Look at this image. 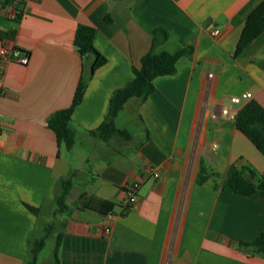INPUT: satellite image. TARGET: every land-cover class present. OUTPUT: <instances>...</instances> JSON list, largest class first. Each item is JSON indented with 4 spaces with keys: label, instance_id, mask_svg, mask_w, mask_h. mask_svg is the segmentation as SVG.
I'll list each match as a JSON object with an SVG mask.
<instances>
[{
    "label": "crops",
    "instance_id": "obj_1",
    "mask_svg": "<svg viewBox=\"0 0 264 264\" xmlns=\"http://www.w3.org/2000/svg\"><path fill=\"white\" fill-rule=\"evenodd\" d=\"M263 1L31 0L20 21L0 1V50L16 48L30 60L8 63L0 75V264L30 263L41 216L55 215L61 181L70 176V210L54 218L62 222L60 264H264L238 244L264 232V197L228 188L235 168L264 175L263 154L235 124L250 101L264 108V33L234 56ZM79 25L95 28V46L107 59L93 75L94 58L86 70L74 48ZM157 29L167 37L157 54H193L179 60L175 75L154 81L148 100L132 99L121 112L139 121L138 135L104 142L91 132L105 121L113 94L134 78ZM83 73L87 88L70 123L76 143L67 151L47 121L72 105ZM245 93L252 99L231 103ZM121 113L116 125L126 130L118 126ZM202 161L209 180L200 186ZM86 163H93L88 170ZM133 183L140 184L137 204L125 211ZM82 194L114 204V212L79 209Z\"/></svg>",
    "mask_w": 264,
    "mask_h": 264
},
{
    "label": "trees",
    "instance_id": "obj_2",
    "mask_svg": "<svg viewBox=\"0 0 264 264\" xmlns=\"http://www.w3.org/2000/svg\"><path fill=\"white\" fill-rule=\"evenodd\" d=\"M6 6L12 4L11 0H0ZM21 16L15 19L20 21ZM264 33V1L248 16L243 28L239 44L234 56L241 55L257 38ZM96 30L87 25H79L74 40V48L78 54L85 59L88 56L94 58L92 64V75L107 64V59L97 50L95 46ZM167 37L161 29L154 31L152 49L141 59V66L134 68V78L125 87L117 90L109 103L108 112L103 124L92 135H98L104 142L113 138L130 140L132 137L126 130H121L116 125L118 115L125 109L128 102L137 99L140 102L148 100L155 92L154 81L159 77L173 76L177 73V63L183 57H190L193 48H184L175 54H157L156 48L160 42L166 41ZM89 76L83 73L79 86L76 90L72 105L53 114L47 121L48 127L55 133L59 146L64 145L67 151H72L76 143V133L70 123L77 107L82 103L87 88ZM237 129L243 133L253 145L264 156V108L256 101H250L238 112L235 118ZM73 177L70 176L61 181V188L56 198L58 215L67 214L70 210L68 197L73 189ZM209 180L208 169L204 161L201 162L197 184L202 186ZM228 188L235 194L253 196L261 194L264 197V175H259L250 167L241 169L235 168L233 175L228 181ZM78 207L81 210H89L102 215L112 214L115 205L82 194L78 200ZM28 209L35 215L40 214V209L28 206ZM130 210V209H128ZM125 210V211H128ZM55 223L48 224L46 235L31 244V261L29 264H38V256L45 247L46 239L54 233ZM56 246L53 252L54 264H60L59 254L62 234L59 233ZM239 247L249 256L264 257V232L253 242L247 243L238 241Z\"/></svg>",
    "mask_w": 264,
    "mask_h": 264
},
{
    "label": "built area",
    "instance_id": "obj_3",
    "mask_svg": "<svg viewBox=\"0 0 264 264\" xmlns=\"http://www.w3.org/2000/svg\"><path fill=\"white\" fill-rule=\"evenodd\" d=\"M12 4L10 5V15L13 19L18 18L19 16H23L27 5L31 0H11ZM214 36L219 35V31L216 30L213 32ZM0 59H1V67H0V75L3 74V66H5L8 63H17L22 66H27L30 62L29 56L23 51L16 49V48H8V47H2L0 50ZM251 93H245L239 97H233L230 99L231 103L240 105L243 101H249L252 99ZM223 115L230 116V111L228 109H223L222 111ZM1 136V131H0ZM150 173L152 176L156 179L160 178V174L156 172L154 169H150ZM140 188V184L133 183L127 186L126 193H127V199L124 203L125 210L133 208L137 204V192ZM105 232L107 234L111 233L110 229H106Z\"/></svg>",
    "mask_w": 264,
    "mask_h": 264
},
{
    "label": "rangeland",
    "instance_id": "obj_4",
    "mask_svg": "<svg viewBox=\"0 0 264 264\" xmlns=\"http://www.w3.org/2000/svg\"><path fill=\"white\" fill-rule=\"evenodd\" d=\"M91 58H93V57L88 56L84 59L85 63H86V70L89 69L87 67L89 64L88 60H91ZM118 126L126 129L128 131V133H130L133 137H135V135H138L139 132L141 131V125H140L139 121L136 118H134L133 115H131L128 111L121 113L119 121H118ZM138 143H139V141L137 139H135L134 143H132V144L137 145ZM92 164L86 163L85 164L86 170H88V168ZM69 204H71V200L69 201ZM55 208L57 209V206H55ZM54 218H55V215L52 216V214H50L48 216V218L47 217L45 218V216H41L40 225H39L38 230H37V236L40 239L46 235L45 230H46L48 224L55 223L56 228L54 230V234H52L51 236H49L46 239L45 247L38 256V262H37L38 264H51V262H52V256H53V252H54L56 242H57V238H58L57 235H58V233H60V230L62 228V222L59 221V218L58 219H54Z\"/></svg>",
    "mask_w": 264,
    "mask_h": 264
}]
</instances>
